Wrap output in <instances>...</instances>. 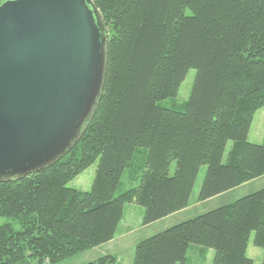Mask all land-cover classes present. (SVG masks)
Masks as SVG:
<instances>
[{
    "label": "trees",
    "instance_id": "obj_1",
    "mask_svg": "<svg viewBox=\"0 0 264 264\" xmlns=\"http://www.w3.org/2000/svg\"><path fill=\"white\" fill-rule=\"evenodd\" d=\"M93 1L107 36L101 96L63 158L0 181V217L19 226L0 225V264H59L107 244L127 204L145 226L181 212L204 166L200 202L264 176V142L248 141L264 107V0ZM192 69L188 102L160 106ZM97 160L91 191L67 187ZM125 172L138 186L118 193ZM253 233L264 250V189L142 240L133 264H186L191 246L213 250V264H254Z\"/></svg>",
    "mask_w": 264,
    "mask_h": 264
},
{
    "label": "water",
    "instance_id": "obj_2",
    "mask_svg": "<svg viewBox=\"0 0 264 264\" xmlns=\"http://www.w3.org/2000/svg\"><path fill=\"white\" fill-rule=\"evenodd\" d=\"M107 36L93 0H0V181L63 158L92 118Z\"/></svg>",
    "mask_w": 264,
    "mask_h": 264
},
{
    "label": "rangeland",
    "instance_id": "obj_3",
    "mask_svg": "<svg viewBox=\"0 0 264 264\" xmlns=\"http://www.w3.org/2000/svg\"><path fill=\"white\" fill-rule=\"evenodd\" d=\"M195 77H196V71L193 69L190 70L185 81L180 87L177 97L167 99V100L160 102V106L170 108L172 105H175V104L184 105L185 103H187L190 98L193 86H194ZM248 141L250 143L258 144V145H261L264 142V107L261 108L255 114L251 129H250ZM231 146H232V143L230 142L227 146V150L224 155V162L227 159ZM98 165H99V160L94 162L83 173H81L79 176H77L75 179L69 182L67 187L71 189H76L81 192L91 191ZM175 167H176L175 163H173L170 169L171 175L174 174ZM206 172H207V167L206 166L202 167L200 170L199 176L197 178L196 184H195V188H194L191 200H190L189 207L187 208L186 212L184 211L183 213H180L176 217H171L161 222L157 221L158 223H154V225L145 229V231H147L148 233L147 235L152 234V236H154L158 233L165 231L166 229H168V227L170 228V226L172 227V225H176V223L178 224V223L193 219L199 215H203L205 213H208L209 211H212L221 206L233 203L235 201H238L239 199H242L248 195H251L259 190L264 189V178H262L255 182L244 185L240 189H237L236 191H233L232 193H228L227 195L222 196L220 198H217V199L212 198L205 202H200L198 200V196H199V192L203 184ZM136 186H138V182L136 180L135 181L130 180L128 176V172H125V174L123 175L121 179V185H120L118 193L125 191L126 189L136 187ZM133 209L136 211H133ZM138 211L140 212V214L138 213ZM143 214H144V209L142 207L135 205V204L133 206H131L130 204H127L124 210L125 218H124V221L120 224L121 226L119 227V233L117 237L118 238H120V236H122L123 238L129 237L126 235V233H128L127 232L128 226H131L135 229L133 231L134 235L131 236L133 237V239L134 237L139 236L140 235L139 229L146 227L143 225V223L139 229L137 227V223L140 224L139 217L143 219ZM128 223L130 224L126 225ZM6 224H11L15 226L16 229L19 228V226L12 219L6 218V217H0V225H6ZM121 233H123V235H121ZM115 240H116V237H115ZM116 244L117 243L115 242L114 244L103 245L91 251L81 253L59 264H85V263L95 261L98 258L104 255H108V254H112L118 258H121V260L119 259V264H126L131 256H134V260H135V253H136L138 244H135V243L131 244V246L134 247L133 248L134 255L130 254L131 251L129 249L127 250L128 252H126V254H123L120 257L118 254L119 252L116 251L118 249L115 246ZM248 247L249 248H248L247 256L251 260H253L254 264H263L264 250L255 246L254 233L251 235ZM212 253L215 254L214 251H212ZM213 259H214V256H213ZM187 264H207V262H204V258H200L198 255L195 256L193 254V251L190 250L188 254Z\"/></svg>",
    "mask_w": 264,
    "mask_h": 264
},
{
    "label": "crops",
    "instance_id": "obj_4",
    "mask_svg": "<svg viewBox=\"0 0 264 264\" xmlns=\"http://www.w3.org/2000/svg\"><path fill=\"white\" fill-rule=\"evenodd\" d=\"M262 178H264V176L263 177H261V178H258V179H256V180H254V181H251V182H249V183H252V182H255V181H257V180H259V179H262ZM249 183H247V184H249ZM247 184H244V185H247ZM244 185H242V186H240V187H238V188H236V189H233V190H231V191H229V192H226V193H224V194H222V195H219V196H217V197H215V198H213V199H217V198H220V197H222V196H225V195H227L228 193H232L233 191H236L237 189H240L241 187H243ZM231 204V203H230ZM131 206H133L134 204H130ZM228 205V204H227ZM225 206V205H224ZM222 207V206H221ZM186 210L187 209H185V210H183V211H181V212H178V213H175V214H173V215H171V216H168V217H166V218H164V219H162V220H160V221H158V222H161V221H164V220H166V219H169V218H171V217H176L177 215H179L180 213H183L184 211L186 212ZM133 211H136V210H134L133 209ZM138 213L140 214V212L138 211ZM139 216H141V215H139ZM143 217H144V214H143ZM124 218L125 217H123V220H122V222L124 221ZM139 219H140V224L139 223H137V227H138V229L140 228V226L142 225V220L143 219H141V217H139ZM121 222V223H122ZM158 222H155V223H158ZM130 223H128V224H126V225H129ZM177 224V223H176ZM179 224V223H178ZM144 225V224H143ZM152 225H154V223L153 224H150V225H147L145 228H142V229H139L140 230V235L139 236H137V237H134V239H133V237H131L132 235H134V233H133V231L135 230L133 227H131V226H128L127 227V232L128 233H126V235L127 236H129V237H126V238H123L122 236H120V238H118L117 237V235H118V233H119V228H118V231H117V234H116V240H115V238L111 241V242H109V243H107V244H114L115 242L117 243L115 246H116V248H118L116 251L117 252H119L118 254H119V257L120 256H122L123 254H126V252H128L127 250H129L130 249V251H131V253L130 254H132V255H134L133 254V248L134 247H132L131 246V244L132 243H135V244H138L139 242H141L142 240H144V239H146V238H149L150 236H152V234L150 235H147L148 233H147V231H145V229H147L148 227H151ZM121 226V225H120ZM119 226V227H120ZM145 226V225H144ZM172 226H174V225H172ZM171 227V226H170ZM169 228V227H168ZM121 235H123V233H121ZM107 244H104V245H107ZM103 246V245H102ZM101 247V246H100ZM135 247H136V245H135ZM98 248V247H97ZM249 248V247H248ZM96 249V248H95ZM109 250V249H108ZM107 250V251H108ZM193 251V254L195 255V256H199L200 258H204V262H207V264H213V256L215 257V254H213L212 253V251L213 250H207V249H203V248H201V247H198V246H191L190 247V249H189V251ZM189 251H188V254H189ZM215 253V252H214ZM247 253H248V250H247ZM188 254H187V262H186V264L188 263ZM108 255H112V254H108ZM112 256H114V257H116L115 255H112ZM117 259H118V263H119V259L121 260V258H118V257H116ZM134 256H131L130 257V259L128 260V262L126 263V264H132V263H134Z\"/></svg>",
    "mask_w": 264,
    "mask_h": 264
}]
</instances>
